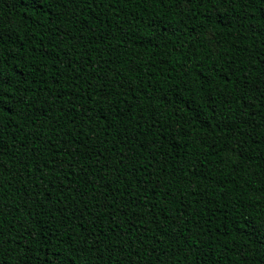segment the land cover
<instances>
[{
	"label": "trees",
	"instance_id": "trees-1",
	"mask_svg": "<svg viewBox=\"0 0 264 264\" xmlns=\"http://www.w3.org/2000/svg\"><path fill=\"white\" fill-rule=\"evenodd\" d=\"M0 264H264V0H0Z\"/></svg>",
	"mask_w": 264,
	"mask_h": 264
},
{
	"label": "snow or ice",
	"instance_id": "snow-or-ice-1",
	"mask_svg": "<svg viewBox=\"0 0 264 264\" xmlns=\"http://www.w3.org/2000/svg\"><path fill=\"white\" fill-rule=\"evenodd\" d=\"M33 2L35 3V0H33ZM0 83H2V74H0ZM0 94H2V89H0ZM52 264H61V262L59 259H56L52 261Z\"/></svg>",
	"mask_w": 264,
	"mask_h": 264
}]
</instances>
